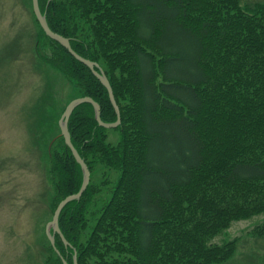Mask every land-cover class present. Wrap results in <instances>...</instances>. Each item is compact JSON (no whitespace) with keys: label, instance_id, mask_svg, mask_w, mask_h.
I'll list each match as a JSON object with an SVG mask.
<instances>
[{"label":"trees","instance_id":"1","mask_svg":"<svg viewBox=\"0 0 264 264\" xmlns=\"http://www.w3.org/2000/svg\"><path fill=\"white\" fill-rule=\"evenodd\" d=\"M38 2L49 27L102 67L121 118L103 127L89 102L69 116L71 142L90 179L59 214L67 245L56 233L55 246L63 258L69 264L74 255L77 264L231 258L238 237L212 239L232 221L264 212V0ZM39 30L42 60L76 96L96 100L104 121H114L106 87ZM110 129L118 131L116 142L108 140ZM46 154L59 201L79 189L82 171L59 131ZM101 168L118 171L105 196V180L91 179L105 173ZM252 234L264 244V220ZM44 256L41 264H63L49 239Z\"/></svg>","mask_w":264,"mask_h":264},{"label":"rangeland","instance_id":"2","mask_svg":"<svg viewBox=\"0 0 264 264\" xmlns=\"http://www.w3.org/2000/svg\"><path fill=\"white\" fill-rule=\"evenodd\" d=\"M39 33L31 0H0V264H41L45 257V224L58 202L46 149L60 131L65 104L77 95L42 60ZM118 136L117 130H108L110 142ZM100 173L91 179L105 180V196L104 188H111L118 171ZM263 220L264 212L234 220L217 234L212 241L218 243L238 237L233 256L217 264H264V244L252 234Z\"/></svg>","mask_w":264,"mask_h":264},{"label":"water","instance_id":"3","mask_svg":"<svg viewBox=\"0 0 264 264\" xmlns=\"http://www.w3.org/2000/svg\"><path fill=\"white\" fill-rule=\"evenodd\" d=\"M32 3V10L33 13L39 23V25L41 26V28L43 29V31L45 32L46 35H48L50 38L58 41L62 46H64L65 48L68 49V51L78 60H80L82 63H84L85 65H87L90 70L92 71V73L100 80V82L106 87L107 92H108V96L109 99L113 105V108L115 110L116 113V119L114 121H104L101 116H100V105L99 103L94 100L91 96L89 95H82V96H76L71 98L65 105L61 115L58 118V126H59V134L61 136H63L64 142L65 144L70 148L71 153L73 154L75 160L79 163L81 171H82V181L80 184L79 189L74 192V193H69L66 196H64L62 199H60L53 211L52 217L50 220H48L45 224V234L47 236V238L49 239L51 245L53 246V248L55 249V251L58 253V255L61 257L62 263L63 264H69L67 262L66 259L63 258V256L61 255V253L59 252V249L55 246V234L58 233L60 238L63 240L64 244L67 245V240L64 238L60 228H59V224H58V218H59V214L62 210V208L64 207V205L73 200V199H79L83 190L86 188L89 179H90V170L86 164V162L84 161V159L80 156V154L78 153L77 149L74 147L73 143L71 142V138H70V133L68 130V119L69 116L71 114V112L73 111V109L79 105L82 102H89L92 104L93 106V110H94V117L96 119V121L98 122L99 125L104 126V127H115L117 126L120 121V110L118 107V104L115 100L114 97V93L112 90V87L110 85V82L107 78V76L105 75L102 67L98 64V62L90 60L86 57H83L82 55H80L78 52H76L70 44V40L69 37L64 36L54 30H52L46 20V16L45 14L40 10L39 7V2L38 0H31ZM73 264H77L76 262V258L74 255V261Z\"/></svg>","mask_w":264,"mask_h":264},{"label":"bare ground","instance_id":"4","mask_svg":"<svg viewBox=\"0 0 264 264\" xmlns=\"http://www.w3.org/2000/svg\"><path fill=\"white\" fill-rule=\"evenodd\" d=\"M99 64V63H98ZM104 127V126H103ZM106 128H113V127H106Z\"/></svg>","mask_w":264,"mask_h":264}]
</instances>
